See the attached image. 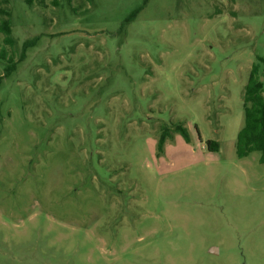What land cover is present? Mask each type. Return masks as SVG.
<instances>
[{"label":"rangeland","instance_id":"rangeland-1","mask_svg":"<svg viewBox=\"0 0 264 264\" xmlns=\"http://www.w3.org/2000/svg\"><path fill=\"white\" fill-rule=\"evenodd\" d=\"M145 2L0 0V264H264V165L236 154L264 0Z\"/></svg>","mask_w":264,"mask_h":264},{"label":"trees","instance_id":"trees-1","mask_svg":"<svg viewBox=\"0 0 264 264\" xmlns=\"http://www.w3.org/2000/svg\"><path fill=\"white\" fill-rule=\"evenodd\" d=\"M142 9L143 7L133 12L125 21V24L132 22ZM16 44L17 42L13 37L11 12L1 7L0 64H4V70L3 73H0V86L4 79L9 78L16 70L17 62L14 52ZM26 46H28V43L25 44ZM262 68L264 69V58L258 57V64L253 65L243 91L245 124L237 137L236 154L242 159L253 152H259L260 163L264 165V70H261ZM165 129L166 133L169 134L171 131L169 135L172 134V128L165 127ZM173 132L180 133L185 139H189L188 129L182 125L174 126ZM207 148L210 152H216L219 149V143L210 140L207 142Z\"/></svg>","mask_w":264,"mask_h":264}]
</instances>
